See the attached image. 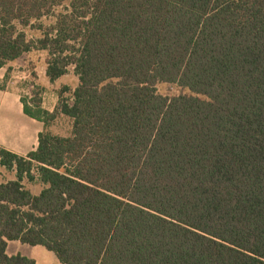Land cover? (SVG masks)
Instances as JSON below:
<instances>
[{
  "label": "trees",
  "instance_id": "16d2710c",
  "mask_svg": "<svg viewBox=\"0 0 264 264\" xmlns=\"http://www.w3.org/2000/svg\"><path fill=\"white\" fill-rule=\"evenodd\" d=\"M32 51L78 84L52 112L20 99L43 130L0 147V264H36L14 241L60 264H264V0H0V70Z\"/></svg>",
  "mask_w": 264,
  "mask_h": 264
},
{
  "label": "rangeland",
  "instance_id": "374dc122",
  "mask_svg": "<svg viewBox=\"0 0 264 264\" xmlns=\"http://www.w3.org/2000/svg\"><path fill=\"white\" fill-rule=\"evenodd\" d=\"M41 23L48 25L51 20L45 19ZM35 37H38L37 33L28 31V38ZM46 58V53L32 51L10 63L7 66L10 69L7 83L9 94L4 95L0 92V147L9 151H21L23 152L21 156H25L36 148V137L43 130V125L23 115L20 99L22 98L28 104L29 109L35 111L33 101L39 98L42 108L52 112L57 106L58 94L61 92L63 98L70 99L71 93L78 84L72 66L67 68L63 77L50 83L45 76ZM7 68L0 70V85L3 83ZM156 91L159 95L168 98L189 94L188 91L173 84H157ZM48 130L54 135L68 136L71 121L60 116L48 127ZM12 178V173H7L0 168V182ZM24 185L33 195L38 194L42 188L36 182H25ZM7 254L33 259L36 264H60L55 255L43 247H31L16 241L8 243Z\"/></svg>",
  "mask_w": 264,
  "mask_h": 264
},
{
  "label": "crops",
  "instance_id": "0c3cea01",
  "mask_svg": "<svg viewBox=\"0 0 264 264\" xmlns=\"http://www.w3.org/2000/svg\"><path fill=\"white\" fill-rule=\"evenodd\" d=\"M0 92H2L4 95H6V94H9V92L6 90V91H0ZM21 104V103H20ZM21 110H22V113H23V108L21 107ZM24 115V114H23ZM27 117V116H26ZM28 119H30V120H33V119H31V118H29V117H27ZM33 121H36V120H33ZM36 122H38V121H36ZM40 123V122H39ZM40 133V132H39ZM38 133V134H39ZM36 141H37V137H36ZM37 147V146H36ZM36 149V148H35ZM34 149V150H35ZM11 152H13V153H15V154H17V155H20L21 156V154H23V152H21V151H18V150H16V151H14V150H11ZM29 153V152H28Z\"/></svg>",
  "mask_w": 264,
  "mask_h": 264
}]
</instances>
